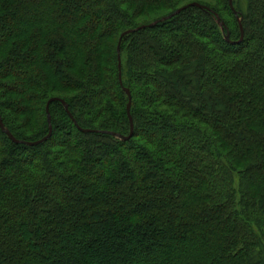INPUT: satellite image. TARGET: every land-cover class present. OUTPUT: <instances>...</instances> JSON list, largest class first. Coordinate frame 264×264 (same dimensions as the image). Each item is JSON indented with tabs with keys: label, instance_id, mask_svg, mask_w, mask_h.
<instances>
[{
	"label": "trees",
	"instance_id": "trees-1",
	"mask_svg": "<svg viewBox=\"0 0 264 264\" xmlns=\"http://www.w3.org/2000/svg\"><path fill=\"white\" fill-rule=\"evenodd\" d=\"M194 1L120 84L121 33ZM232 3L0 0L4 126L71 115L0 129V264H264V0Z\"/></svg>",
	"mask_w": 264,
	"mask_h": 264
},
{
	"label": "water",
	"instance_id": "water-1",
	"mask_svg": "<svg viewBox=\"0 0 264 264\" xmlns=\"http://www.w3.org/2000/svg\"><path fill=\"white\" fill-rule=\"evenodd\" d=\"M232 1H233V0H228V4H229L230 8L232 9V11H233V12L235 13V15H236V12H235V10H234V8H233V3H232ZM189 6H196V7H199V8H206L203 4H201V3H199V2H196V1H194V2H190V3H187L186 5H183V6L179 7V8H177V9H175V10L172 11L171 13L162 16L160 19H156V20H154V21H152V22H150V23H148V24H143V25H139V26L134 27V28L126 29V30H124V31L121 33V35H120V37H119V39H118V43H117V59H118L119 82H120V84H121V75H120V67H121V63H120V48H119V45H120L121 37H122L123 35H125V34H128V33H130V32H133V31H135V30L142 29V28H144V27H146V26H152V25L156 24V23L159 22V21L166 20V19H168V18H170L171 16H173V15L179 13L181 10H183V9L189 7ZM216 19H217V22H218V24L220 25V27H221L222 29H224V23H223L222 20H220V17H219L218 15H216ZM237 19H238V18H237ZM238 23H239V27H240V37H239L238 40H236V41H230L229 38H228V35H227V34L225 35V39H226L228 42H230V43H239V42L242 40V38H243V30H242V26H241V24H240V20H239V19H238ZM123 89H124V91L126 92L127 97H128V100H127V103H126V112H127V116H128V120H129V127H130V130H129L128 135H126V136H124V135H120V134H118V133H114V132H109V133L112 134V135H114V136H116V137H119V138H121V139H123V140H126V139H128V138L132 135V131H133V120H132V116H131V114H130L131 94H130V91H129V89H128L127 87H123ZM54 100H58V101H60V102L64 105V108H65V110L67 111V113L70 115V113L68 112V106H67L66 102H65L63 99H61V98H59V97H51V98L47 101V103H46L47 121H48V123H49V126H48V133H47L44 137H42L41 139H39V140H35V141H24V140H20V139L15 138V137L10 133V131L4 126L1 117H0V129H1L3 132H5V133L7 134V136H8L13 142H15V143H24V144H28V145H35V144H39L40 142H43L44 140L47 139V137H49V135H50V133H51L50 114H49V104H50L51 101H54ZM70 116H71V115H70ZM83 130H85V131H90L89 129H83Z\"/></svg>",
	"mask_w": 264,
	"mask_h": 264
}]
</instances>
